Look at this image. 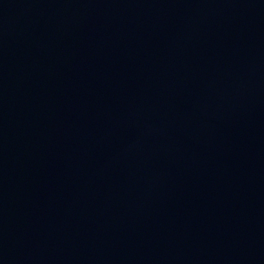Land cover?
Listing matches in <instances>:
<instances>
[{
	"label": "water",
	"instance_id": "95a60500",
	"mask_svg": "<svg viewBox=\"0 0 264 264\" xmlns=\"http://www.w3.org/2000/svg\"><path fill=\"white\" fill-rule=\"evenodd\" d=\"M0 264H264V0H0Z\"/></svg>",
	"mask_w": 264,
	"mask_h": 264
}]
</instances>
